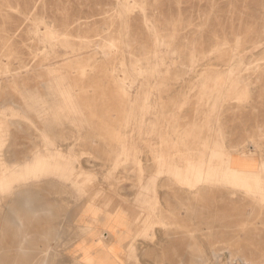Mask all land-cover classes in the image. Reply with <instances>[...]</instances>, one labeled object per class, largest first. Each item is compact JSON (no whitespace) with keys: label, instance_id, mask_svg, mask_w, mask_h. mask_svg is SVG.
<instances>
[{"label":"rangeland","instance_id":"rangeland-1","mask_svg":"<svg viewBox=\"0 0 264 264\" xmlns=\"http://www.w3.org/2000/svg\"><path fill=\"white\" fill-rule=\"evenodd\" d=\"M248 263L264 0H0V264Z\"/></svg>","mask_w":264,"mask_h":264},{"label":"bare ground","instance_id":"bare-ground-1","mask_svg":"<svg viewBox=\"0 0 264 264\" xmlns=\"http://www.w3.org/2000/svg\"><path fill=\"white\" fill-rule=\"evenodd\" d=\"M201 187H202V186H201ZM202 189H203V188H202ZM200 191H201V189H200ZM190 192H191V190H190ZM190 192H189L188 194H190ZM198 192H199V191H198ZM19 195H20V193H19ZM195 195H196V194H195ZM21 198H22V197H21ZM21 198H20V199H21ZM19 206H20V205H19ZM21 206H22V205H21ZM23 207H24V206H23ZM15 209H16V208H15ZM15 209H14V211L17 210V209L15 210ZM21 210H22V209H21ZM14 213H15V212H14ZM16 213H17V211H16ZM19 213H20V212H19ZM15 217H16V215H15ZM29 219H30V218H29ZM4 220H5V219H4ZM15 222H16V221H15ZM5 224H6V223H5ZM13 234H14V233H13ZM44 238H45V237H44ZM201 260H202V259H201ZM24 261H25V260H24ZM248 264H249V263H248Z\"/></svg>","mask_w":264,"mask_h":264},{"label":"crops","instance_id":"crops-1","mask_svg":"<svg viewBox=\"0 0 264 264\" xmlns=\"http://www.w3.org/2000/svg\"><path fill=\"white\" fill-rule=\"evenodd\" d=\"M97 228L100 230V232H102V231H103L101 227H97Z\"/></svg>","mask_w":264,"mask_h":264}]
</instances>
